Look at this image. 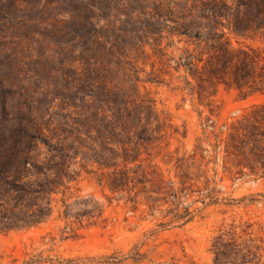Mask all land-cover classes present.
Instances as JSON below:
<instances>
[{
  "label": "rangeland",
  "instance_id": "374dc122",
  "mask_svg": "<svg viewBox=\"0 0 264 264\" xmlns=\"http://www.w3.org/2000/svg\"><path fill=\"white\" fill-rule=\"evenodd\" d=\"M14 1L0 143L31 102L43 166L0 264H264V0Z\"/></svg>",
  "mask_w": 264,
  "mask_h": 264
},
{
  "label": "trees",
  "instance_id": "16d2710c",
  "mask_svg": "<svg viewBox=\"0 0 264 264\" xmlns=\"http://www.w3.org/2000/svg\"><path fill=\"white\" fill-rule=\"evenodd\" d=\"M16 7L14 0H0V21L5 17L6 13L13 11ZM18 23L19 25H17ZM29 21L19 18L7 24L0 25V60L2 64H9L10 68L14 66H22L24 58L17 54L10 55L1 50L4 41V34L7 31H21L22 34H28L32 26ZM234 52L228 50V55L232 56ZM36 58H32L33 61ZM237 78L243 73V66L237 68ZM3 78L0 76L1 94L6 96L9 89L2 86ZM43 131L42 123L34 114V105L29 102L28 109L22 111L19 121L11 127V141L9 144L0 143V196H12L15 205L20 204L22 200L35 198L38 187L32 185L30 180L24 178L32 171L42 168L43 164L39 162L38 147H30L34 144L36 132ZM53 162H60L58 156L53 155ZM4 192V193H3Z\"/></svg>",
  "mask_w": 264,
  "mask_h": 264
}]
</instances>
